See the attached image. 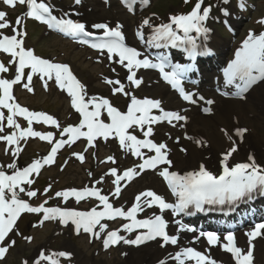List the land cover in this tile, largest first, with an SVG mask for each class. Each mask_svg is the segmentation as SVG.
<instances>
[{
    "label": "snow or ice",
    "instance_id": "1",
    "mask_svg": "<svg viewBox=\"0 0 264 264\" xmlns=\"http://www.w3.org/2000/svg\"><path fill=\"white\" fill-rule=\"evenodd\" d=\"M3 2L13 8L17 4L26 5L28 9L27 17L46 24L49 28L56 29L68 36L77 38L80 43L89 44L92 48L101 52L106 50L110 60L113 57H118L113 62L118 63L127 70L128 75L125 79L129 82V88H139L143 84V79L137 76L140 69H158L163 80L177 90L184 101L191 105H196L200 101L207 105L214 103L211 99L206 100L203 95L185 90L181 77L190 71L189 67L171 64L166 55H160L157 58L158 63H153L147 57L141 59V52L126 44L122 24L118 23L114 27H110L108 23H96L93 27L103 30L104 35L94 37L91 31L86 30L85 23L71 18H58L57 15L53 14L55 6L43 2V0L39 3L37 0H3ZM108 2L109 0H105L106 4ZM123 2L129 6L135 5L137 2L145 7L150 4V0H123ZM185 2L187 3L189 0H185ZM224 2L227 3L228 0H224ZM74 4L81 5L82 0H74ZM241 7H243V2ZM211 11V6H204V0H197L190 13L170 16L167 23L156 25L150 17L143 19L141 26L135 32V36L140 41H144L145 37L142 29L148 28L152 32L149 41L152 46L162 48L168 44L172 47L189 44L191 48L187 51L190 56H195L198 54V45L190 34L194 32L200 36H207L210 29L206 27V21ZM223 11L225 15H228L227 9ZM75 14L79 15V13ZM67 15L65 13V16ZM6 16L7 13L0 11V29L11 28L14 34L6 35L0 32V52L11 57L9 65H16V71L11 79L0 75V133L5 131V120L7 128L13 129L10 134L0 135V141H6L5 154H8V149L11 146L15 145L16 147L11 151L13 161L6 166L0 164V261L6 258L10 248L15 245V240H11L7 244H5V241L9 234L16 229L17 221L24 213H43L39 221L40 225L54 219H58L65 227L71 222L77 235H80L82 231L97 240L102 239L105 250L119 245L121 242L139 247L158 238L162 241L161 247H164L169 244L177 245L179 242L177 235L169 234L168 222L162 215L156 214L146 219H137L139 213L153 207L158 208L161 212L171 210L176 216L182 213L191 214L190 209L203 212L205 211V205L235 204L245 198L251 199L254 193L264 192V166L257 163L254 155L250 154L247 162L229 164L233 153L238 151V145L237 141L225 129L221 130L232 142V147L222 153L223 170L221 174H213L203 163L199 165L197 170L188 171L185 174L171 171L170 169L173 166V161L169 159L171 149L168 148L165 142L157 143L150 139L154 135L153 125L167 122L173 128L177 127L178 124L183 127L188 123V116L182 114L181 111L165 110L160 99L138 98L131 90H125L126 85L120 79H105V83L112 86L113 95L119 93L130 97V103L126 111H121L107 98L95 95L88 97L85 85L73 74L68 64L52 62L36 55L33 50L25 48L27 32L23 17H18L13 25L6 19ZM259 23L264 24V20L259 21ZM178 30L183 35L178 34ZM166 67L171 70L165 71ZM25 69H30V73L26 75ZM9 70V66L0 61V74L8 73ZM112 71H115V69H112ZM34 75H38L43 81L45 90L48 89V81L54 80L60 90L67 91L68 96L71 97L72 108L82 117L78 125H69L61 129L59 121L52 115L42 111H31L16 102L13 95V86L22 83L26 78L23 87L30 93L34 92L32 87ZM224 75L228 85H235L240 98H244L243 94L253 84L264 80V33L249 32L241 49L236 53L235 59L229 64ZM4 109L7 110V115H5ZM153 110H157L159 114L154 115ZM203 111L207 114L211 113V109L207 107ZM105 114L109 122L102 119ZM17 116L23 117L27 121L28 127L22 129L15 119ZM34 121L61 129V136H66L68 139H61L53 144L54 134L52 132L34 131L32 127ZM137 131L142 134L143 138L135 134ZM247 131L246 128L235 129V136L239 138L240 142H243ZM29 137H38L53 146L46 157L37 159L21 169L16 163L23 151V148L20 147V141H26ZM81 137L86 138L88 147H95V141L98 138H103L104 141L109 138L116 139L123 151L131 152L133 156L140 160L135 166L123 170L119 175L115 167L105 173V175H111L115 178L112 182L115 188L111 192V197L119 199L122 187H126L127 183L140 176L144 171L152 170L163 178L176 197V202L169 203L154 190L147 189L134 197L133 205L126 211L124 206L114 207L113 203L110 202V196L101 194L102 189L96 187H85L81 190L71 188L56 193L57 197L63 198L64 203H67L70 197H74L76 203L94 197L99 201V204L88 211L45 207L48 203L47 200L38 206H33L22 199L20 193H25L29 198L37 197V191L30 188L26 191L23 185H33L35 181L30 177L33 174L38 176L45 165L55 164L58 150L65 144H74ZM169 138H171L170 135ZM185 138L193 140L191 136L186 135ZM194 142L201 147L207 145V141L201 139L194 140ZM176 143H179L178 138ZM143 149H147V152L142 151ZM85 151H87V148ZM180 151L187 154V150L183 147L180 148ZM149 153H154V155H149ZM73 155L81 163L86 159L84 153H73ZM107 160L112 164L117 163L114 156H109ZM6 169H11L12 174H8ZM91 175L89 173V176ZM121 181L127 183L122 186ZM102 182L103 177L95 181L96 184ZM117 218L129 222L123 224L121 228L111 231H107V224L101 223L102 220L114 221ZM176 223L178 231H196V229L182 224L179 220ZM97 226H99L98 230ZM141 229L146 231L138 232L132 239L120 235L121 231L131 234ZM102 234H104L103 238ZM17 235H20L18 231ZM246 235L249 246L247 250H244L237 246L234 232H229L224 237L226 243L222 242L220 235L215 232L199 233L200 237L206 238L208 245L216 246L220 244L223 251L232 255L235 264H254L255 245L253 241L258 237H264V223L256 224L254 229L248 231ZM25 239L31 242L32 238L25 237ZM71 255L66 251L45 255L41 251L38 258L34 260V264H41V261H48L49 264H60L59 258L71 259ZM123 255L126 256L127 253ZM173 259L177 261V264H186L187 261L194 262V264H218L208 254L207 250L201 252L192 247L182 249L174 255ZM23 264H28V261H24ZM160 264H167V262L160 261Z\"/></svg>",
    "mask_w": 264,
    "mask_h": 264
},
{
    "label": "bare ground",
    "instance_id": "2",
    "mask_svg": "<svg viewBox=\"0 0 264 264\" xmlns=\"http://www.w3.org/2000/svg\"><path fill=\"white\" fill-rule=\"evenodd\" d=\"M214 47H219V44H218V39L216 38V41H214ZM89 86V84H88ZM143 91H146V92H156V94L158 95V97L162 98V97H166L167 94L166 92H164L159 86H145L143 88ZM238 103H241V102H237ZM248 109L250 111H254L255 110V106L254 105H250L248 106ZM230 113H231V110H224L223 112H221V114H219L221 116L220 118V123H224L226 125H229L230 127H234L236 126L235 123L232 121V118H230ZM238 118V121L239 122H248L250 121V119L248 117L245 116V110H240V115L237 116ZM205 118H195L192 122V134H195V135H201V136H206L210 142L212 144H214L216 146V148H223L225 146V143L223 142L222 139H224L222 137V135L216 133L214 130H213V127L211 126V124H203L202 126H200V122L202 120H204ZM218 123V122H217ZM251 127H254V125H250ZM256 127H259L260 125L259 124H255ZM220 135V136H219ZM254 146H259L258 144L257 145H254ZM256 149V148H255ZM192 152H191V160H182V159H177V157L175 156V162H176V159H177V164L175 165L174 167V170L177 171L178 169H183L184 168V164H187V163H191V164H195L197 163L196 161V158L197 156H199V161L203 162V163H209V165H212V161L210 160L209 162H206L203 160V157L204 155H207L209 154L206 153V154H203V152L201 151H197V150H192L190 149ZM205 152H207V150H205ZM123 154L126 156L127 153L126 152H123ZM153 181L151 182L150 185H152ZM174 233V232H173ZM179 241H180V244H183V240L181 237H179ZM161 254H164V253H161V251L159 249H157L156 247H153L151 248L150 250H148L147 252L145 253H140V254H136V257H131V261L132 262H135V264H151V262L155 259L156 256H160ZM162 257V255H161ZM159 260V259H158ZM157 260V261H158ZM148 262V263H147ZM155 262V261H154ZM154 264V263H152Z\"/></svg>",
    "mask_w": 264,
    "mask_h": 264
},
{
    "label": "rangeland",
    "instance_id": "3",
    "mask_svg": "<svg viewBox=\"0 0 264 264\" xmlns=\"http://www.w3.org/2000/svg\"><path fill=\"white\" fill-rule=\"evenodd\" d=\"M166 3H169V4H172V1L171 0H164ZM83 59H80V62H82ZM86 64V63H84ZM46 242L44 240L38 242L37 244H34L33 246H31L29 249H30V254L28 256L31 255V253L33 252V256H34V253L35 251L40 248L41 246L45 245ZM20 248V246L17 247V250ZM25 249H28V248H25Z\"/></svg>",
    "mask_w": 264,
    "mask_h": 264
}]
</instances>
